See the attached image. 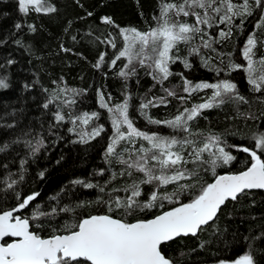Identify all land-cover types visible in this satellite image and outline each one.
Wrapping results in <instances>:
<instances>
[{
  "label": "snow or ice",
  "instance_id": "obj_1",
  "mask_svg": "<svg viewBox=\"0 0 264 264\" xmlns=\"http://www.w3.org/2000/svg\"><path fill=\"white\" fill-rule=\"evenodd\" d=\"M18 7L25 15L29 12L49 14L57 10L48 0H18ZM256 10L258 19L254 28L264 34V0H252V3L249 0H159L158 11L152 17L153 23L146 30L120 28L112 18L102 17L101 22L117 28L122 38L119 48L115 38L106 41L117 49L109 66L114 68L118 61L126 60L118 72L121 78L127 80L138 74V68L144 69L163 88L165 96L146 101L142 99L138 108L140 115L148 124L157 126V130L149 132L135 126L129 111L130 94L121 103L112 104L110 94L106 96L103 91H98L99 107L110 114L112 128L105 160L110 166L115 163L120 168L110 173L104 186L81 179L73 183L104 193L107 199L98 197L93 202L104 211L79 216L71 223L52 227L51 234L44 236L40 234L44 228L43 218L50 222L60 212H72L74 209L63 207L57 210L53 207L45 212L36 206L30 216L24 215L40 194L36 192L25 196L16 192V206L0 209V264H175L165 251L170 243L188 237L198 238L199 234L215 225L229 202H237L252 190H264V132L253 133L254 143L243 146L229 144L215 133H205L199 130L197 124L199 119L204 118L206 110L227 102L247 103L245 97L239 95L237 85L230 79L193 83L183 73L172 71V66L177 63L191 69L188 57L200 56L204 66L219 76L225 68L210 66V58L201 55L202 49L216 52L214 45L230 39L233 26L242 27ZM237 19L239 24H236ZM220 25H225V28ZM21 27L16 25L17 29ZM29 28L36 31L32 25ZM258 45L264 48V41L258 40L253 31L247 36L242 49L246 65L233 62L230 53H219L218 56L221 64H225L223 57L229 56L226 64L228 72L245 71L253 90L264 95V55L254 59ZM62 50L71 51L63 46ZM182 50L187 51V56L181 55ZM105 55L101 53L94 67L99 69L105 64ZM11 63L13 61L10 60ZM174 75L180 76L183 92L187 95H178L174 89L163 87L165 81ZM8 87L5 79H0V89ZM206 90H211L207 99L192 103L190 107L185 106L182 110L177 109L171 118L154 119L148 114L147 110L151 107L167 106L170 102L168 97L186 105L194 95ZM68 93L72 97L80 95L75 89L54 88L43 108L48 109L55 104L56 110L52 113L55 123L52 127L70 122L72 127L68 131L77 135L79 142L88 143L105 131L102 125L88 130L89 125L99 120L100 113L85 112L73 116L69 112L66 121L63 107L76 103L74 98L61 100V95L67 96ZM160 128L171 131L162 134ZM24 143L33 154L44 147L42 138L35 144L31 140ZM6 147L0 148V151ZM233 149L248 154V166L239 172L218 174V168L230 165L236 159ZM209 172L211 182L203 179V175ZM104 174V169L97 173L99 176ZM43 175L41 172L40 176ZM116 180L123 181V186L106 192L107 185ZM16 184V180H11L7 188L14 189ZM145 186H149L148 191H145ZM84 206V203L77 205ZM154 209L157 212L148 217L147 214ZM138 213H145V216L136 218ZM260 238L243 237L246 251L234 258H221L217 264H256L252 249L254 241ZM204 243L200 246L204 247Z\"/></svg>",
  "mask_w": 264,
  "mask_h": 264
},
{
  "label": "trees",
  "instance_id": "obj_2",
  "mask_svg": "<svg viewBox=\"0 0 264 264\" xmlns=\"http://www.w3.org/2000/svg\"><path fill=\"white\" fill-rule=\"evenodd\" d=\"M57 9L54 13L29 12L25 15L19 11L18 0H0V79L9 84L7 89H0V209H11L16 206V192L29 195L38 192L40 195L33 202V207L24 211L31 215L39 207L41 211H50L53 207L74 209L72 212H60L51 220L44 219V228L40 234H51V228L71 223L79 216L100 214L104 209L95 203L98 197L107 196L98 189H86L74 184L77 179L85 182L99 183L104 186L110 173L118 171L120 166H111L105 160V149L112 135L110 114L99 107L98 91L111 95L112 104L121 103L126 95L131 96L130 117L135 126L144 131H156L157 126L150 125L140 115L138 108L141 100L165 96L161 85L157 84L144 69L138 68V74L127 80L118 72L126 60L110 67L117 49H113L106 41L115 38L118 48L122 38L118 29L101 22L102 17H110L120 28L135 27L146 30L153 23L152 17L158 11L159 0H48ZM242 2V0H234ZM252 3V0H249ZM88 13H92L91 16ZM258 10L248 17L243 26H233V35L222 43L215 44L216 52L202 49L201 55L210 58L212 67H223L219 76L204 66L200 56H189L191 69L183 64L172 66L174 73L183 75L193 83L219 79H230L237 85L239 95L245 97L247 103L227 102L204 112V118L197 121L199 130L215 133L226 139L229 144L251 146L254 143L252 134L264 132V95L255 92L248 83L247 73L243 70L228 72L226 64L229 56L223 57L225 64L220 63L219 53H230L235 63L246 65L242 49L246 38L253 31L257 38L264 41V34L254 25L258 19ZM240 21L237 19L236 24ZM20 24V29L16 25ZM29 25L36 31L30 30ZM225 28V25H220ZM218 31V30H216ZM215 35V31L213 32ZM73 37H76L73 40ZM99 38V39H97ZM19 41V43H17ZM103 41V42H102ZM63 48L71 51L65 52ZM101 53H105V64L97 69ZM181 55L187 56L182 50ZM264 55V48L258 45L256 56ZM13 63L9 64V61ZM53 82H56L54 85ZM28 85L29 87H25ZM66 87L75 89L80 95L72 97L61 95V100L74 98L76 103L63 107L66 115L99 112L100 118L88 126L102 125L105 129L100 136L88 143L79 142V138L68 129L70 122L54 125L52 113L56 105L48 109L43 104L49 99L54 88ZM164 88L174 89L178 95L183 92L180 76L174 75L165 81ZM45 89L48 91L46 92ZM211 94V90L194 95L188 104L168 97L167 106L151 107L148 114L154 119H168L176 114L177 109L192 103L202 102ZM251 117V118H248ZM12 125V127H9ZM162 134L171 130L160 128ZM30 133V135H25ZM43 139L44 147L35 154L24 141ZM19 141V142H17ZM236 159L230 165L218 168V174L226 171L239 172L248 166L250 157L247 153L232 150ZM22 161L24 162L22 164ZM105 170L104 176L97 173ZM43 172V177L40 173ZM23 177V179H21ZM203 179L211 182L209 172ZM16 180L14 189H8L7 183ZM123 181H112L106 192L114 187H122ZM149 186H145V191ZM171 191V187L168 189ZM123 193H113V195ZM84 203V207L77 205ZM157 210L147 215L150 217ZM138 213L136 218L144 217ZM132 220L133 217H128ZM264 192H249L237 202H229L223 208L212 228L199 234V237H188L177 240L165 249L175 264H217L221 258H234L246 251L243 237H261L253 243V255L256 264H264ZM204 247H201V243ZM183 253V255H181Z\"/></svg>",
  "mask_w": 264,
  "mask_h": 264
},
{
  "label": "water",
  "instance_id": "obj_3",
  "mask_svg": "<svg viewBox=\"0 0 264 264\" xmlns=\"http://www.w3.org/2000/svg\"><path fill=\"white\" fill-rule=\"evenodd\" d=\"M251 192H264V190H252Z\"/></svg>",
  "mask_w": 264,
  "mask_h": 264
}]
</instances>
